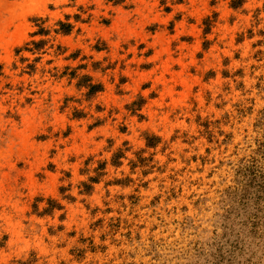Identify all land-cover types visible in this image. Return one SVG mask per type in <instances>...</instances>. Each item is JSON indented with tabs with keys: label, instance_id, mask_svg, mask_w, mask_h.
<instances>
[{
	"label": "rangeland",
	"instance_id": "rangeland-1",
	"mask_svg": "<svg viewBox=\"0 0 264 264\" xmlns=\"http://www.w3.org/2000/svg\"><path fill=\"white\" fill-rule=\"evenodd\" d=\"M0 264H264V0H0Z\"/></svg>",
	"mask_w": 264,
	"mask_h": 264
},
{
	"label": "clouds",
	"instance_id": "clouds-1",
	"mask_svg": "<svg viewBox=\"0 0 264 264\" xmlns=\"http://www.w3.org/2000/svg\"><path fill=\"white\" fill-rule=\"evenodd\" d=\"M152 187L155 188V185H153Z\"/></svg>",
	"mask_w": 264,
	"mask_h": 264
}]
</instances>
